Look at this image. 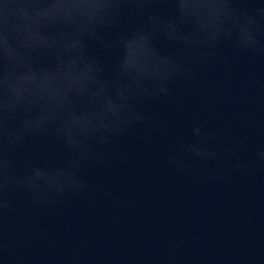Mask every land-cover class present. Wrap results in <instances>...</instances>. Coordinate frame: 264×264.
Here are the masks:
<instances>
[{"label": "clouds", "instance_id": "9594fccd", "mask_svg": "<svg viewBox=\"0 0 264 264\" xmlns=\"http://www.w3.org/2000/svg\"><path fill=\"white\" fill-rule=\"evenodd\" d=\"M229 51L264 60V0H0V264H264V256L11 252L19 198L47 209L91 195L85 171L150 123L143 106L173 97L178 83L199 87L203 69L229 63ZM225 135L193 120L166 159L230 184L224 162L240 173L252 163L233 158ZM44 144L58 154H45ZM255 159L264 164V146Z\"/></svg>", "mask_w": 264, "mask_h": 264}, {"label": "water", "instance_id": "95a60500", "mask_svg": "<svg viewBox=\"0 0 264 264\" xmlns=\"http://www.w3.org/2000/svg\"><path fill=\"white\" fill-rule=\"evenodd\" d=\"M230 61L206 67L201 85L178 83L171 98L147 102L148 125L118 139L107 161L85 171L91 195L70 196L55 208L36 209L22 198L12 218L13 256L79 253H170L201 257L264 256V60L229 51ZM224 129L233 158L252 163L246 173L224 166L230 184L207 183L169 165L166 153L187 138L191 121ZM47 155L58 148L42 145ZM116 197L128 201L126 207Z\"/></svg>", "mask_w": 264, "mask_h": 264}]
</instances>
